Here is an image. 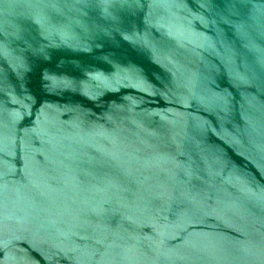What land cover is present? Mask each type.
Segmentation results:
<instances>
[{"label":"water","instance_id":"95a60500","mask_svg":"<svg viewBox=\"0 0 264 264\" xmlns=\"http://www.w3.org/2000/svg\"><path fill=\"white\" fill-rule=\"evenodd\" d=\"M0 264H264V0H0Z\"/></svg>","mask_w":264,"mask_h":264}]
</instances>
